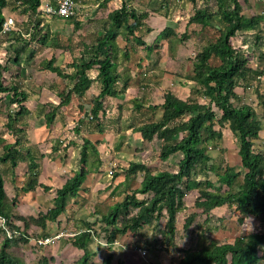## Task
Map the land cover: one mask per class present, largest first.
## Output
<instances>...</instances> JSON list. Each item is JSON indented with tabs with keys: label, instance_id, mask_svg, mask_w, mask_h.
<instances>
[{
	"label": "rangeland",
	"instance_id": "1",
	"mask_svg": "<svg viewBox=\"0 0 264 264\" xmlns=\"http://www.w3.org/2000/svg\"><path fill=\"white\" fill-rule=\"evenodd\" d=\"M7 1L5 13L7 18L14 19L15 30L7 35H0V62L7 66L4 72L5 83L18 84L28 93L29 100L25 105L31 113L19 118L16 123L15 127L24 130V133L17 134L9 129L7 112L19 107L10 104L5 94L0 93V155L5 144H13L19 137L24 151L27 148L33 151L35 162L39 166L40 183L50 187L49 191H44L42 187L31 192L23 191V187L29 182L26 174L29 162L25 159L15 169L7 165L1 168L5 193L4 210L11 216L13 226L20 228L19 232L13 234L12 228L0 216V230L7 231L8 236H13L16 240L10 247L12 255L21 259L24 264H40L44 257L53 258L51 264H81L83 253L71 246V241L89 223L94 231L90 246L94 257L91 256L88 264H126L128 261L131 264H180L184 251L197 250L212 241L233 242L240 235L262 229L257 218L247 217L240 221L242 216L235 207L196 208L200 194L198 190H194L187 193L186 209L178 214L173 242L165 228V220L144 227L136 235H118L114 242L116 247L108 245L111 243H108L103 231L105 225L101 221L102 217L116 208L127 194L141 186L144 173L127 175L130 165L146 164L152 171L175 172L178 169L182 154L172 155L167 161L160 160L161 142L157 139L153 142L144 141L135 128L161 118L162 110L151 111L147 106L162 104L168 93L185 100L204 101L194 82L192 60L208 44L207 38L216 35V30H202L198 27L195 33L196 26H189L188 21L199 9L217 12L213 0H196V4L192 0H130V7L149 13L147 26L155 29L151 33H146L145 29L138 32L149 46H153V51H148L136 38H131L129 42L122 38L117 40L114 52L120 71L128 70L133 77L131 89L120 99L105 100V113L100 115L98 122L90 119L92 101L101 89L100 84L95 81L82 99L74 97L69 106L59 109L54 124L49 127L43 117H38V108L44 105L47 113L52 111L60 103L57 91L65 88V82L56 74L46 71L42 62L54 57L56 66L72 72L70 64L85 56V46L95 41L98 34L109 27L108 16L121 7V1L112 0L105 4L98 0H76L79 10L71 17L74 20L70 17L45 18L44 24L51 26L49 31L44 32L47 40L42 43L39 38L34 39L33 34L25 35V39L31 44L28 51L21 55L20 64L14 61L15 50L22 44L16 41V37L33 31L27 25L28 17L21 15L18 10V1ZM76 22H81V26L78 27ZM166 27L174 30L175 35L158 40L155 35ZM185 34L189 39H184ZM232 43L237 47L236 38L232 39ZM259 52L260 55L257 51L252 54V60L258 59L250 62L251 68L258 72L264 70V52ZM211 63L216 65L218 61L213 60ZM97 75L96 70L90 72L92 78ZM261 77L253 84L255 89L244 94L236 104L250 105L258 114L263 128L260 139L254 141V148L255 151L264 153V105L260 97H264V77ZM257 88L258 94L255 92ZM135 98L145 104L141 111L132 104ZM99 127L103 128V132H100ZM85 139L94 144L99 156L91 151L88 162L84 164L81 163V152ZM239 149V137L228 129L224 131L219 149H209L213 159L211 164L216 167V171L210 172L208 179L214 184L216 191L224 193L228 190L224 183L226 166L242 170ZM81 170L90 172L84 183L85 189L77 198L69 200L66 213L57 222L48 223L45 232L49 233L53 242L39 246L36 241L42 237L43 230L31 224L24 231L21 218L38 217L40 213L53 208L57 189ZM242 182L243 175L237 179L236 187ZM138 198L146 197L138 195ZM193 214L196 215L194 223L185 230V221ZM23 231L26 236L21 235ZM22 237L28 239V243ZM4 238V232L0 233V250ZM112 248L118 251L110 253ZM139 249H144L147 253L142 255Z\"/></svg>",
	"mask_w": 264,
	"mask_h": 264
},
{
	"label": "trees",
	"instance_id": "2",
	"mask_svg": "<svg viewBox=\"0 0 264 264\" xmlns=\"http://www.w3.org/2000/svg\"><path fill=\"white\" fill-rule=\"evenodd\" d=\"M21 14L28 17L27 25L30 32L18 35L16 41L22 44L15 50L14 61L20 64V57L28 51L31 42L25 39V35L39 38L45 43L50 24H44V18L39 16V8L42 0H17ZM76 1V0H75ZM107 4L112 0H98ZM121 7L109 14V27L100 32L95 41L85 46V56L75 59L70 67L72 72H67L55 65V58L42 62L46 71L56 74L65 82V88L57 91L60 103L52 111L46 112L44 105L38 108V117H43L46 126L54 124L57 111L71 104L72 99H82L93 83L98 82L101 86L99 94L93 99L90 110V119L100 121V115L105 113V100L120 99L130 89L132 76L130 71L119 69L117 55V40L122 38L129 42L136 38L148 51H153L143 36L138 32H153V28L147 26L148 12H139L130 7V0H120ZM217 12L207 9L196 10L190 17L188 25L196 26L202 30L206 28L216 30V35H211L208 44L192 60L194 82L197 91L204 101L197 99H182L173 93L164 96V101L159 105H148L151 111L162 110V116L156 121L146 122L135 128L146 142L155 139L161 142L160 160L167 161L172 155L182 154L178 169L175 172L168 170L152 171L146 164H132L127 170V175L138 172L144 173V178L139 189L127 194L124 200L109 214L101 219L105 225L103 228L108 243H114L118 235L132 233L136 235L144 227L165 220V228L168 235L173 237L177 231V217L186 209L185 198L187 193L199 191V198L195 207L198 209H213L228 206L235 207L237 212L244 218H257L262 229L249 234L238 236L233 242H210L203 247L184 251L180 264H264V153L255 151L254 141L260 139L262 121L250 105H237L241 96L236 93L240 86L245 89L252 86L264 72H258L250 66L252 55L244 52L242 48L235 47L232 39L245 31L255 30L264 22V16L256 15L247 18L243 15L239 0H213ZM196 4V0H192ZM8 6L7 0H0V35L7 20L4 10ZM162 7H167L162 5ZM166 15V14H165ZM70 19V18H69ZM74 20L73 18H71ZM78 27L81 22H76ZM36 31V32H34ZM175 32L166 27L161 32L160 38L174 36ZM256 41L262 40L264 31L255 34ZM189 39L185 34L184 39ZM89 57V59H88ZM218 64L212 65V61ZM7 66L0 62V93L5 94L10 104L18 105L17 110L7 112V127L14 132L24 133V130L16 128L19 118L29 115L31 112L25 103L29 100L28 93L21 89L18 84H6L4 72ZM96 70V78L90 76V72ZM259 92L258 88L255 91ZM261 103L264 105V97ZM132 104L138 111L144 109V102L135 98ZM220 114L218 116V113ZM83 121H81L82 123ZM100 128V127H99ZM231 131L240 139L239 157L242 170L226 166L224 183L228 190L224 193L215 190L214 184L208 179L210 172H215L216 167L211 164L210 150H217L224 139V131ZM103 132V128H100ZM16 134V135H17ZM26 151V152H25ZM24 151L22 140L18 137L13 144H5L3 153L0 155V216L5 219V224L12 228L13 234L20 231L19 227L13 226L11 216L4 210V180L1 174L3 166L17 168L22 159L29 162L26 174L29 182L23 187L24 192L35 191L42 187L49 191L50 187L40 183L38 164L31 148ZM99 156L94 144L84 140L81 152V163H87L89 153ZM90 174L87 170H81L68 178L57 189L54 198L55 205L46 213H40L38 217L21 218L24 223V231L33 224L43 230L42 237L48 238L46 233L48 223H55L59 217L66 213L70 199L77 198L85 189L84 183ZM243 175V182L236 187V182ZM144 195L145 199L138 198ZM135 210V213L130 212ZM196 215L189 216L184 224L188 230L194 223ZM120 226H122L120 228ZM21 234L26 236L24 233ZM5 238L0 250V264H24V262L10 253L11 245L16 242L13 236ZM94 231L89 223L86 229L73 236L71 246L81 251V264H88L92 256L90 249ZM28 243V239L21 238ZM53 258L44 257L40 264H51ZM111 260V258L109 259Z\"/></svg>",
	"mask_w": 264,
	"mask_h": 264
},
{
	"label": "crops",
	"instance_id": "3",
	"mask_svg": "<svg viewBox=\"0 0 264 264\" xmlns=\"http://www.w3.org/2000/svg\"><path fill=\"white\" fill-rule=\"evenodd\" d=\"M54 0H42V4L45 3V2H53ZM239 3L241 4L242 6V10H243V15L247 18H251L253 16H256V15H262L264 16V0H239ZM6 10V9H5ZM5 10H4V14H5V17L7 18L6 16V13H5ZM18 10L20 11L21 13V9L18 8ZM22 15V14H21ZM154 27V26H152ZM155 28V27H154ZM195 28V27H194ZM155 32V29L153 30ZM161 31V30H160ZM259 31H264V22L258 26L254 31L253 30H250V31H245L244 33H240V35L236 36V39H237V47L238 48H242L244 52H247L248 54H253L255 53V51H257V54L260 55L259 51L261 50L262 52H264V35L262 37V40L259 41V43H255L256 41V33L259 32ZM161 33V32H160ZM158 33V35L160 34ZM157 34L155 36H157L158 38L160 37V35L158 36ZM156 37V39H157ZM162 39V38H160ZM261 52V53H262ZM253 57V56H252ZM258 59V58H255V60ZM252 60V59H251ZM255 60H252L253 62ZM251 66V65H250ZM253 68V67H252ZM255 69V68H253ZM256 70V69H255ZM264 70L262 71H259V72H263ZM262 77H264V74L261 75ZM261 77V78H262ZM132 81H133V77H132ZM132 84V82H131ZM130 89H131V86H130ZM129 89V90H130ZM255 89L254 86H250L248 88H244V87H238L236 89V93L241 96V98H243L246 94H249L251 93V91ZM245 94V95H244ZM107 245V244H106ZM108 245H111L113 247H116L115 246V243H111V244H108ZM139 245H136V247H138ZM114 249V250H113ZM110 251V250H109ZM114 251H118L116 250V248H112V250L110 251V253H114ZM128 252V251H127ZM120 255H122L123 253L121 252H118ZM118 255V254H117ZM115 256V255H114ZM94 256H92L93 258ZM91 258V259H92ZM129 262V261H128ZM126 263V264H131L130 262L129 263Z\"/></svg>",
	"mask_w": 264,
	"mask_h": 264
},
{
	"label": "built area",
	"instance_id": "4",
	"mask_svg": "<svg viewBox=\"0 0 264 264\" xmlns=\"http://www.w3.org/2000/svg\"><path fill=\"white\" fill-rule=\"evenodd\" d=\"M79 10V6L75 0H54L51 2L43 3L38 12L41 18H71L74 17ZM15 30L14 19L12 17L7 18L4 26L2 35H7ZM53 242V239L48 238H40L36 241L39 246L49 245ZM139 253L145 255L147 253L144 249H139Z\"/></svg>",
	"mask_w": 264,
	"mask_h": 264
}]
</instances>
